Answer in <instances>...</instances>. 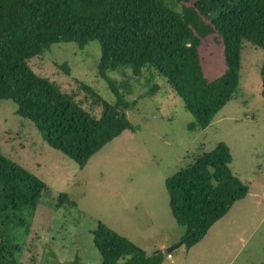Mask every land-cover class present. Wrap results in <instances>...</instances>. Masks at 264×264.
Wrapping results in <instances>:
<instances>
[{
    "label": "rangeland",
    "instance_id": "rangeland-1",
    "mask_svg": "<svg viewBox=\"0 0 264 264\" xmlns=\"http://www.w3.org/2000/svg\"><path fill=\"white\" fill-rule=\"evenodd\" d=\"M199 53L208 79L224 72L223 45L214 35L202 38ZM99 58L96 40L82 49L75 42H58L33 56L29 66L99 116L101 104L83 87L89 86L110 103L115 101L109 84L97 73ZM262 60V48L243 40L237 90L204 129L152 69L139 76L130 69L110 72L129 104L123 109L126 116L139 128L122 131L83 167L50 147L29 119L15 113L14 101L1 99L0 153L46 186L32 214L0 215V242L7 253L16 246L10 250L14 264H64L76 257L83 264H100L92 239L99 221L147 254L161 244L165 249L175 246L170 251L172 259L166 254L163 264H264ZM153 85L156 88L150 93ZM218 142L229 146V167L248 192L198 243L187 247L182 243L185 228L176 224L170 211L165 179ZM59 194L69 200L58 204ZM20 217L24 225L18 224ZM10 260V255L0 257V264H12Z\"/></svg>",
    "mask_w": 264,
    "mask_h": 264
},
{
    "label": "trees",
    "instance_id": "trees-1",
    "mask_svg": "<svg viewBox=\"0 0 264 264\" xmlns=\"http://www.w3.org/2000/svg\"><path fill=\"white\" fill-rule=\"evenodd\" d=\"M208 35L222 43L225 62L224 72L212 80L203 72L199 53ZM91 40L100 45L97 73L115 95L110 103L83 84L101 104L99 116L29 66L53 43L75 42L82 49ZM243 40L263 50L264 97V0H0V100L14 101L15 113L29 119L50 147L83 167L122 131L139 128L126 116L123 109L129 104L110 72L130 69L139 76L152 69L204 129L237 90ZM231 160L229 146L218 142L165 179L170 211L185 228L182 243L187 247L247 194L248 186L229 167ZM45 189L39 177L0 153V215L32 214ZM68 200L59 194L58 204ZM24 221L20 217L18 224ZM92 239L100 264H163L166 255L161 250L147 254L101 221ZM15 247L7 253L0 242V257L10 255L14 264L10 250ZM64 264L83 263L76 257Z\"/></svg>",
    "mask_w": 264,
    "mask_h": 264
},
{
    "label": "water",
    "instance_id": "water-1",
    "mask_svg": "<svg viewBox=\"0 0 264 264\" xmlns=\"http://www.w3.org/2000/svg\"><path fill=\"white\" fill-rule=\"evenodd\" d=\"M175 246H170V247H167L164 251L166 253H170V251L174 248Z\"/></svg>",
    "mask_w": 264,
    "mask_h": 264
},
{
    "label": "crops",
    "instance_id": "crops-1",
    "mask_svg": "<svg viewBox=\"0 0 264 264\" xmlns=\"http://www.w3.org/2000/svg\"><path fill=\"white\" fill-rule=\"evenodd\" d=\"M165 247H166V245H164V244H161V245H160V249H162L163 251H164ZM160 249H159V250H160ZM155 251H157V250H155ZM171 259H172V257H171Z\"/></svg>",
    "mask_w": 264,
    "mask_h": 264
},
{
    "label": "built area",
    "instance_id": "built-area-1",
    "mask_svg": "<svg viewBox=\"0 0 264 264\" xmlns=\"http://www.w3.org/2000/svg\"><path fill=\"white\" fill-rule=\"evenodd\" d=\"M167 257H168V258H170V257H171V255H170V254H167Z\"/></svg>",
    "mask_w": 264,
    "mask_h": 264
},
{
    "label": "clouds",
    "instance_id": "clouds-1",
    "mask_svg": "<svg viewBox=\"0 0 264 264\" xmlns=\"http://www.w3.org/2000/svg\"><path fill=\"white\" fill-rule=\"evenodd\" d=\"M166 254H170V253H166Z\"/></svg>",
    "mask_w": 264,
    "mask_h": 264
}]
</instances>
